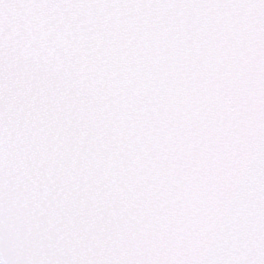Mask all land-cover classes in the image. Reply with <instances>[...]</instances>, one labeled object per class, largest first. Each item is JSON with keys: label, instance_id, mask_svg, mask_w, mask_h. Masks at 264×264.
<instances>
[{"label": "snow or ice", "instance_id": "1", "mask_svg": "<svg viewBox=\"0 0 264 264\" xmlns=\"http://www.w3.org/2000/svg\"><path fill=\"white\" fill-rule=\"evenodd\" d=\"M0 264H264V0H0Z\"/></svg>", "mask_w": 264, "mask_h": 264}]
</instances>
